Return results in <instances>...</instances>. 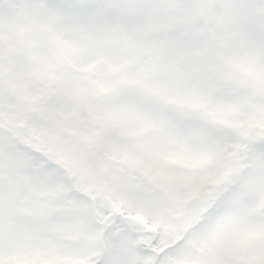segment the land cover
<instances>
[{"label":"snow or ice","instance_id":"1","mask_svg":"<svg viewBox=\"0 0 264 264\" xmlns=\"http://www.w3.org/2000/svg\"><path fill=\"white\" fill-rule=\"evenodd\" d=\"M0 264H264V0H0Z\"/></svg>","mask_w":264,"mask_h":264}]
</instances>
